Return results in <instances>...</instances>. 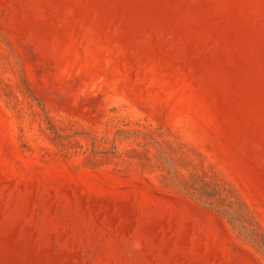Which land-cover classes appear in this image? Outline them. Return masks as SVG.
Segmentation results:
<instances>
[{"label":"rangeland","instance_id":"374dc122","mask_svg":"<svg viewBox=\"0 0 264 264\" xmlns=\"http://www.w3.org/2000/svg\"><path fill=\"white\" fill-rule=\"evenodd\" d=\"M0 264H264V0H0Z\"/></svg>","mask_w":264,"mask_h":264}]
</instances>
